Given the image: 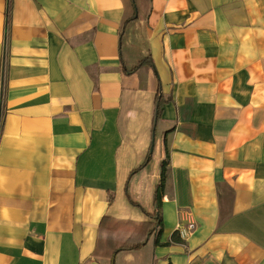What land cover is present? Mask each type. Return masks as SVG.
<instances>
[{"label": "crops", "instance_id": "crops-1", "mask_svg": "<svg viewBox=\"0 0 264 264\" xmlns=\"http://www.w3.org/2000/svg\"><path fill=\"white\" fill-rule=\"evenodd\" d=\"M124 16L0 0V264H264V0Z\"/></svg>", "mask_w": 264, "mask_h": 264}, {"label": "trees", "instance_id": "trees-1", "mask_svg": "<svg viewBox=\"0 0 264 264\" xmlns=\"http://www.w3.org/2000/svg\"><path fill=\"white\" fill-rule=\"evenodd\" d=\"M130 8L132 9V16L126 18V16H124L122 22H121V28H120V33L122 34L125 27L133 22L136 21L138 19V14H139V8L140 5L141 6H145V4H147L148 0H127ZM134 7H136V11L134 9ZM9 7H8V3H7V10H6V25L8 26V22H9ZM137 15V16H136ZM143 65H150L151 66V62H146L145 61H141L136 68H134L133 70L130 71V73L136 71L139 67L143 66ZM162 105L163 103L160 101V99H158L155 101V114H154V119L155 122L160 118L161 116V112H162ZM150 157V155H149ZM149 157L147 158V160L144 162V164L137 169L136 171H134L132 175L136 174L140 169H142L143 167H145L148 163H149ZM167 166H168V162L167 160L162 161L161 166H160V180L158 185L155 187L154 190V194H153V208H154V214L152 215V219L154 220V224L152 226V228L149 230L148 232V237L151 235H154L155 238V245H160L159 243V237L161 234V220H160V208H161V201L163 198V193H164V188H165V179H166V172H167ZM147 242V239L144 240L143 242L133 245V246H127V247H121L119 249H117L112 257V261L114 262V257L120 253V252H125V251H137L139 250L141 247L145 246ZM172 242L173 243H179V240L177 238H175V236H173L172 238Z\"/></svg>", "mask_w": 264, "mask_h": 264}, {"label": "built area", "instance_id": "built-area-1", "mask_svg": "<svg viewBox=\"0 0 264 264\" xmlns=\"http://www.w3.org/2000/svg\"><path fill=\"white\" fill-rule=\"evenodd\" d=\"M194 229L193 224H189L187 228L180 227L178 228V233L181 238H186L188 234Z\"/></svg>", "mask_w": 264, "mask_h": 264}, {"label": "water", "instance_id": "water-1", "mask_svg": "<svg viewBox=\"0 0 264 264\" xmlns=\"http://www.w3.org/2000/svg\"><path fill=\"white\" fill-rule=\"evenodd\" d=\"M134 9H135V11H136V7H134ZM153 146H154V142H152V146H151V148H150V153H151L152 150H153Z\"/></svg>", "mask_w": 264, "mask_h": 264}]
</instances>
